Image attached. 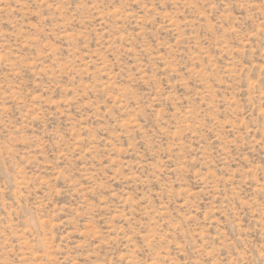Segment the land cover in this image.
<instances>
[{
	"label": "rangeland",
	"instance_id": "374dc122",
	"mask_svg": "<svg viewBox=\"0 0 264 264\" xmlns=\"http://www.w3.org/2000/svg\"><path fill=\"white\" fill-rule=\"evenodd\" d=\"M0 264H264V0H0Z\"/></svg>",
	"mask_w": 264,
	"mask_h": 264
}]
</instances>
